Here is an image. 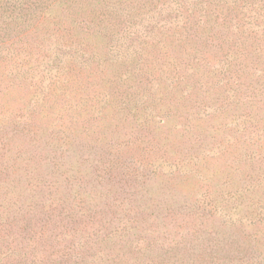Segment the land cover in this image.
Segmentation results:
<instances>
[{"label": "trees", "instance_id": "16d2710c", "mask_svg": "<svg viewBox=\"0 0 264 264\" xmlns=\"http://www.w3.org/2000/svg\"><path fill=\"white\" fill-rule=\"evenodd\" d=\"M94 62L102 76L125 68V78L118 76L96 96L84 89L86 82L73 78L80 71L91 74ZM130 76L137 79L132 85ZM22 88L23 93L33 90L37 103L26 116L41 115L49 107L53 131L62 130L67 119L83 122L86 116L83 123L101 124L107 131L120 129L119 123L129 125L132 137L147 147L152 174L170 182L176 173L170 169L182 180L205 177L189 167L172 140V122L183 120L185 131L196 133L201 123L226 111L221 101L227 104L226 145L215 149L226 155L233 182L227 192V237L210 240L208 235L198 251L192 253L190 246L177 259H168V253L164 257L165 250H158L163 246L151 242L147 254L131 264L152 259L159 262L149 264H264V0H0V121ZM203 88L220 91L219 101L206 110L202 100L210 92ZM197 91L204 96L198 98ZM50 99L54 107L39 105ZM20 119L30 133L31 124ZM6 133L0 130L3 155L11 152ZM197 137L192 141L199 142ZM52 141L61 144L58 137ZM251 179L259 192L242 187ZM46 187L56 188L52 182ZM14 203L0 202V252L7 256L0 264H42L34 249L38 223L26 220L31 244L24 249L6 243L22 220L23 205ZM133 204L141 208L136 200ZM220 244L227 249L219 252ZM104 254L109 258L102 259L104 264H130V248L116 260ZM62 255L68 257L69 250L64 248ZM83 259L71 257L69 264H87Z\"/></svg>", "mask_w": 264, "mask_h": 264}, {"label": "rangeland", "instance_id": "374dc122", "mask_svg": "<svg viewBox=\"0 0 264 264\" xmlns=\"http://www.w3.org/2000/svg\"><path fill=\"white\" fill-rule=\"evenodd\" d=\"M97 65L93 63L91 74L80 71L79 76L73 75L75 82H86L84 89L96 96L110 89L107 86L120 80V76L125 78L126 73L124 68L119 73L102 76ZM127 80L131 85L137 81L135 76ZM117 89L127 88L119 85ZM203 89L210 92L209 100H202L206 110L219 101L220 91H217L219 88ZM20 91L23 93V88ZM26 92L15 95L8 112H2L6 113L5 120L0 121V130L8 132L5 143L11 144V152L3 155L0 151V202L10 200L15 205L18 200L23 205L19 208L22 214H18L22 218L20 227L6 239L7 244L19 249L31 244L26 226L32 222L38 223L33 232L34 249L43 259L42 264H69L71 257L80 256L84 263L98 264L103 263L102 259H109L104 253L116 260V255L125 254L129 248L131 264L147 254L151 242L163 246L158 250H165L164 257L168 253V259L171 256L177 259L190 246L194 247L192 253L198 251L197 246L208 235L210 240L227 237V192L233 182L229 183L231 174L227 175L226 155L215 152L218 144L219 147L226 145L223 132L227 127V104L221 101L226 111L201 123L196 133H187L183 120L172 122V140L180 147L183 158L189 159V167L198 169L205 177L192 175L182 180L176 169H170L169 173L176 172L174 181L170 182L152 174L147 147L142 139L132 137L134 132L129 125L119 123L120 129L107 131L101 124L83 123L88 120L86 116L83 122H68L66 118L64 128L53 131L54 116L49 107L41 115L26 116L28 110L37 105L33 103V90ZM69 95L75 98L73 91ZM196 95L202 98L204 93L197 91ZM54 103L50 99L39 105L54 107ZM20 117L31 124L30 133ZM21 123L25 124L26 131ZM214 133L220 137H216L218 141L212 140ZM195 135L200 138L199 142L192 141ZM57 137L61 144L52 141ZM190 142L192 147H187ZM166 170L168 172L169 168ZM50 182L56 187L54 192L46 187ZM254 182L252 179L244 181L242 187H254ZM252 191L249 190L250 195ZM135 200L141 208L134 206ZM98 236L101 242L95 243ZM222 247L227 249V244H220L219 252L224 250ZM64 248L69 250L68 257L62 255ZM0 258L7 260L2 251ZM152 261L159 262L152 259L148 264Z\"/></svg>", "mask_w": 264, "mask_h": 264}]
</instances>
